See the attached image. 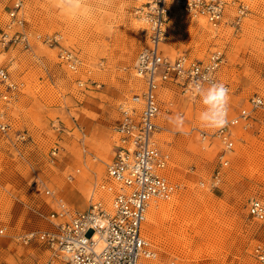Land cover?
<instances>
[{
  "label": "rangeland",
  "instance_id": "obj_1",
  "mask_svg": "<svg viewBox=\"0 0 264 264\" xmlns=\"http://www.w3.org/2000/svg\"><path fill=\"white\" fill-rule=\"evenodd\" d=\"M14 1L0 0V34ZM21 1L29 46H0V69L16 85L0 81V121L8 124L0 130V264H65L45 243L22 236L50 226L55 198L76 210L96 198L108 201L99 184L106 182L120 104L140 91L134 64L148 29L137 13L143 0H78L82 7L73 15L56 8V0ZM225 1L222 22L212 26L172 0L161 52L204 59L223 51L217 76L228 86L231 118L252 96L264 99V0ZM238 3L246 11L236 24ZM61 48L80 58L76 70L59 62ZM159 98L154 139L169 154L166 174L178 190L151 202L158 206L152 219L147 211L143 233L157 251L148 264H264L255 255L264 249V220L248 214L250 199L264 201V107L230 125L227 150L216 137L201 138L217 128L199 121L197 95L164 87Z\"/></svg>",
  "mask_w": 264,
  "mask_h": 264
},
{
  "label": "built area",
  "instance_id": "obj_2",
  "mask_svg": "<svg viewBox=\"0 0 264 264\" xmlns=\"http://www.w3.org/2000/svg\"><path fill=\"white\" fill-rule=\"evenodd\" d=\"M171 1L143 0L137 9L147 25L148 44L138 52L134 64L135 76L141 83L140 91L120 104V117L114 126L113 154L106 165V182L99 184V188L108 194V201L96 198L87 209L76 210L55 198L56 207L47 215L53 229L31 231L22 236L24 242L35 239L45 243L53 257L65 264H148L156 258L157 251L143 233L147 211L154 199L170 197L178 190V184L166 174L169 154L154 139L161 102L159 91L164 87H175L183 96H195L194 86L199 83L204 87L223 85L228 92V86L220 84L217 76L225 62L220 49L211 51L204 59L187 54L171 59L161 52L166 38L165 24L171 15ZM174 2L191 18H203L212 26L222 22L228 4L225 0ZM245 11V5H236V24ZM7 14L9 20L0 34V46L21 44L28 47L22 1L15 0ZM43 40L52 44L50 37ZM58 59L71 70L81 64L80 58L66 48L59 49ZM0 81L9 89L16 86L3 68L0 69ZM248 102L249 107L239 109L233 117L226 115L223 127L211 134L201 132V138L216 137L225 149L230 150L233 146L230 125L248 121L251 111L264 107V99L259 95L252 96ZM0 130L7 132L8 124L0 121ZM18 137L24 139L20 133ZM227 162L226 159L222 161L224 165ZM215 179H218L217 174ZM43 192L53 196L49 188ZM248 214L263 221L264 201L250 199ZM3 231L0 228V235ZM255 255L264 262L263 248H256ZM45 264H52V261Z\"/></svg>",
  "mask_w": 264,
  "mask_h": 264
},
{
  "label": "clouds",
  "instance_id": "obj_3",
  "mask_svg": "<svg viewBox=\"0 0 264 264\" xmlns=\"http://www.w3.org/2000/svg\"><path fill=\"white\" fill-rule=\"evenodd\" d=\"M54 6L69 15L78 13L82 7L78 0H56ZM103 8L99 7V10L103 12ZM194 92L203 105V110L199 113L201 124L212 129L223 127L226 123L228 103L227 91L223 85L204 87L198 83L194 86ZM176 123L181 124L182 118L177 116Z\"/></svg>",
  "mask_w": 264,
  "mask_h": 264
},
{
  "label": "bare ground",
  "instance_id": "obj_4",
  "mask_svg": "<svg viewBox=\"0 0 264 264\" xmlns=\"http://www.w3.org/2000/svg\"><path fill=\"white\" fill-rule=\"evenodd\" d=\"M161 204V203H160ZM151 207V208H150ZM155 207H158V206H155V205H153V206H149V208L151 209V213H152V216H151V219H152V217H154V211H155ZM149 208H148V210H149ZM160 209V211H161V209H163L164 208V206H163V204L159 207ZM147 214H148V212H147ZM146 217H147V215H146Z\"/></svg>",
  "mask_w": 264,
  "mask_h": 264
},
{
  "label": "crops",
  "instance_id": "obj_5",
  "mask_svg": "<svg viewBox=\"0 0 264 264\" xmlns=\"http://www.w3.org/2000/svg\"><path fill=\"white\" fill-rule=\"evenodd\" d=\"M46 218H47V216H46ZM47 220H48V218H47ZM48 222H49L50 226L48 228H46V229H40V230H52L53 229V225H52V223L49 220H48ZM37 231H39V230H37Z\"/></svg>",
  "mask_w": 264,
  "mask_h": 264
}]
</instances>
